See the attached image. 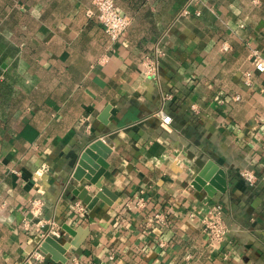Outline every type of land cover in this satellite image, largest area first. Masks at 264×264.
I'll return each instance as SVG.
<instances>
[{
	"label": "crops",
	"instance_id": "crops-1",
	"mask_svg": "<svg viewBox=\"0 0 264 264\" xmlns=\"http://www.w3.org/2000/svg\"><path fill=\"white\" fill-rule=\"evenodd\" d=\"M114 1L131 19L118 42L94 0H0V264H22L54 229L66 260L46 264H264V74L251 56L264 55V0ZM157 45L155 79L141 64ZM97 140L106 191L89 209L78 195L102 189L74 175ZM208 161L209 182L227 181L213 196L193 185ZM217 204L221 242L207 229Z\"/></svg>",
	"mask_w": 264,
	"mask_h": 264
},
{
	"label": "built area",
	"instance_id": "built-area-1",
	"mask_svg": "<svg viewBox=\"0 0 264 264\" xmlns=\"http://www.w3.org/2000/svg\"><path fill=\"white\" fill-rule=\"evenodd\" d=\"M200 0H190L188 6L194 5L196 6ZM94 4L96 7V17L99 21V24L104 29V31L109 35L110 39L113 42H118L123 35L127 32L131 25L130 17L122 14L114 0H94ZM184 15L189 14L188 8H185L183 11ZM196 14L199 16L201 13L197 11ZM224 49H228V47H224ZM164 52L161 49L160 45H157L151 55L147 56L142 62L143 73L146 77L158 78L160 74V62L161 58L163 57ZM252 61L254 64L255 69L264 74V55H262L259 51H253L251 53ZM251 75L248 74V77ZM167 98H170L167 97ZM157 116L162 120L161 125L166 128L172 122V117L165 112L164 109H161ZM47 172L46 168L44 167L41 171V175ZM241 178L244 180L247 186H253L257 178L253 171L249 169H244L240 172ZM144 200L141 199L138 202V205L143 206ZM76 211L81 215L84 216L86 212V205L77 202L74 204ZM43 208H44V201L42 198L37 197L31 201V214L32 219H40L38 222V226L43 225L42 215H43ZM213 219L208 221L207 229L209 230L210 237L212 241L221 242L225 235H226V225L224 219V208L222 205L217 204L213 210ZM155 221L157 224L166 225L167 219L163 215H156ZM26 227L29 228L31 226V221H26ZM55 237L61 238L62 233L58 229L52 230L50 233L45 235L44 240L48 237ZM43 240V241H44ZM114 257L111 256V259ZM49 259V254L45 253L42 248V244H39L36 248H34L31 252H29L23 259L22 264H46ZM77 263V261H75Z\"/></svg>",
	"mask_w": 264,
	"mask_h": 264
},
{
	"label": "water",
	"instance_id": "water-1",
	"mask_svg": "<svg viewBox=\"0 0 264 264\" xmlns=\"http://www.w3.org/2000/svg\"><path fill=\"white\" fill-rule=\"evenodd\" d=\"M103 143V141L97 140L91 143L90 146L85 150L80 158L76 173L74 175L76 179L81 180L85 177L92 185L98 184L101 176L106 171V157L110 151L108 148H105ZM102 148L105 149V152L102 150ZM198 163L200 164L201 161ZM213 164V161H208L207 166L203 167V169L197 174L193 183L196 189L205 190L211 196L216 194L217 191L224 192L226 189L225 187H227V181L224 182L223 179H220L221 182H223V188L220 187L222 185L217 184L215 181L209 182L211 173L208 174V172L210 171V168L213 167ZM221 174L224 175V172H221ZM98 186L99 185H97V187ZM99 188L102 189V192L98 193L96 197L92 198L87 191H82L78 195L79 199L85 203L89 209H92L97 204L99 199L104 198V192L106 189L100 186ZM65 230L71 235H75V231L72 228L66 226ZM42 248L45 253L51 254L55 261L65 262L67 248L60 245V243L53 237L48 236L42 243Z\"/></svg>",
	"mask_w": 264,
	"mask_h": 264
}]
</instances>
